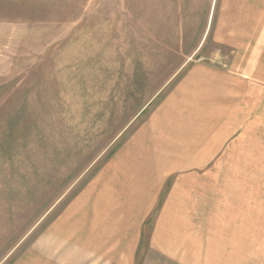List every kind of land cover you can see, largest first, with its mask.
I'll return each instance as SVG.
<instances>
[{"label":"rangeland","instance_id":"374dc122","mask_svg":"<svg viewBox=\"0 0 264 264\" xmlns=\"http://www.w3.org/2000/svg\"><path fill=\"white\" fill-rule=\"evenodd\" d=\"M211 1L0 0V264L54 239L120 260L140 227L142 264L174 184L228 199L231 171L198 153L214 110L199 66L217 72L232 52L212 40L219 25L202 40Z\"/></svg>","mask_w":264,"mask_h":264},{"label":"crops","instance_id":"0c3cea01","mask_svg":"<svg viewBox=\"0 0 264 264\" xmlns=\"http://www.w3.org/2000/svg\"><path fill=\"white\" fill-rule=\"evenodd\" d=\"M216 9L220 16L214 22L212 11ZM208 10L202 40H207L212 25H219L221 29L212 40L228 43L232 52L229 64L220 65L217 72L199 66L203 102L214 110L206 120L213 131L212 144L198 153L211 154L213 167L230 170L233 181L225 195L228 199L223 200L221 194L217 199L221 189L216 184H174L152 228L142 264H149L152 255L167 264H264L261 0H212ZM238 42L246 44H234ZM219 109L221 115L217 114ZM227 137L229 146L222 147V140L227 145ZM193 168L206 169L205 163ZM137 233L133 248L128 255L123 250L120 260L110 257L106 243L104 253L100 246L93 248L85 240L62 244L54 239L34 242L31 252L18 264H135L141 227Z\"/></svg>","mask_w":264,"mask_h":264}]
</instances>
